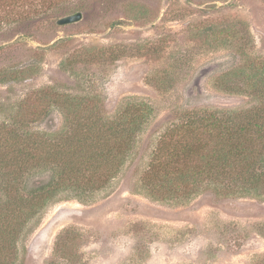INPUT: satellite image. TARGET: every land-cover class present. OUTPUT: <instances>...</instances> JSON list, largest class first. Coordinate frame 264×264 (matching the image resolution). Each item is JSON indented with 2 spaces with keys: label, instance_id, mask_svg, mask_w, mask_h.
<instances>
[{
  "label": "rangeland",
  "instance_id": "1",
  "mask_svg": "<svg viewBox=\"0 0 264 264\" xmlns=\"http://www.w3.org/2000/svg\"><path fill=\"white\" fill-rule=\"evenodd\" d=\"M77 12L79 22L56 24ZM254 58L264 60V0H62L55 9L43 1L0 8V122L19 106L40 110L46 94L60 102L93 95L109 117L129 101L152 110L105 188L54 201L26 225L16 264H264V197L206 192L163 202L138 188L161 135L181 113L256 104L217 82ZM56 105H48V116L29 117L28 128L61 129Z\"/></svg>",
  "mask_w": 264,
  "mask_h": 264
},
{
  "label": "trees",
  "instance_id": "2",
  "mask_svg": "<svg viewBox=\"0 0 264 264\" xmlns=\"http://www.w3.org/2000/svg\"><path fill=\"white\" fill-rule=\"evenodd\" d=\"M36 1L55 9L62 0H0V8ZM217 82L256 104L181 113L139 177L138 188L147 197L163 202L206 192L221 199L264 197V60L245 61ZM42 100L40 110L19 106L0 122V264H16L21 234L49 204L105 188L126 164L152 113L149 105L129 101L109 117L93 95H66L60 102L46 94ZM51 103L63 115L61 129L31 131L28 118L48 116ZM34 174L38 179L30 181Z\"/></svg>",
  "mask_w": 264,
  "mask_h": 264
},
{
  "label": "water",
  "instance_id": "3",
  "mask_svg": "<svg viewBox=\"0 0 264 264\" xmlns=\"http://www.w3.org/2000/svg\"><path fill=\"white\" fill-rule=\"evenodd\" d=\"M82 19V13L77 12L62 18H59L56 21V24L58 26H64V25H69V24H73V23H77Z\"/></svg>",
  "mask_w": 264,
  "mask_h": 264
}]
</instances>
